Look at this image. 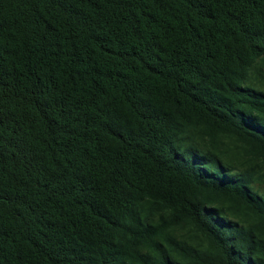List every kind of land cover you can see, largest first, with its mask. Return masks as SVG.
<instances>
[{"label":"trees","instance_id":"trees-1","mask_svg":"<svg viewBox=\"0 0 264 264\" xmlns=\"http://www.w3.org/2000/svg\"><path fill=\"white\" fill-rule=\"evenodd\" d=\"M245 117L264 0H0V264H264Z\"/></svg>","mask_w":264,"mask_h":264},{"label":"snow or ice","instance_id":"snow-or-ice-1","mask_svg":"<svg viewBox=\"0 0 264 264\" xmlns=\"http://www.w3.org/2000/svg\"><path fill=\"white\" fill-rule=\"evenodd\" d=\"M246 120H248L250 123L255 124L259 128H264V122H261L260 119L254 118V117H245ZM249 197L251 199V193H249ZM255 202V200H253ZM262 204H264V201H261Z\"/></svg>","mask_w":264,"mask_h":264}]
</instances>
